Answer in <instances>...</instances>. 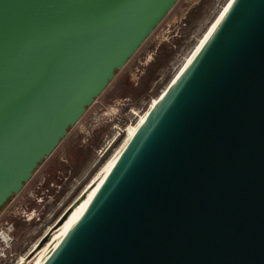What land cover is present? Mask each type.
Returning a JSON list of instances; mask_svg holds the SVG:
<instances>
[{
  "label": "water",
  "instance_id": "1",
  "mask_svg": "<svg viewBox=\"0 0 264 264\" xmlns=\"http://www.w3.org/2000/svg\"><path fill=\"white\" fill-rule=\"evenodd\" d=\"M177 1L0 0V210ZM77 200L24 264H264V0H230Z\"/></svg>",
  "mask_w": 264,
  "mask_h": 264
},
{
  "label": "rangeland",
  "instance_id": "2",
  "mask_svg": "<svg viewBox=\"0 0 264 264\" xmlns=\"http://www.w3.org/2000/svg\"><path fill=\"white\" fill-rule=\"evenodd\" d=\"M229 0H178L104 91L70 128L33 178L52 173L60 188L62 212L81 194L110 155L174 78ZM126 121L125 123H122ZM115 138L107 157L95 154ZM51 226V225H50Z\"/></svg>",
  "mask_w": 264,
  "mask_h": 264
},
{
  "label": "flooded vegetation",
  "instance_id": "3",
  "mask_svg": "<svg viewBox=\"0 0 264 264\" xmlns=\"http://www.w3.org/2000/svg\"><path fill=\"white\" fill-rule=\"evenodd\" d=\"M52 173L36 179L32 176L0 210V264H14L27 257L46 233L58 228L61 186Z\"/></svg>",
  "mask_w": 264,
  "mask_h": 264
},
{
  "label": "bare ground",
  "instance_id": "4",
  "mask_svg": "<svg viewBox=\"0 0 264 264\" xmlns=\"http://www.w3.org/2000/svg\"><path fill=\"white\" fill-rule=\"evenodd\" d=\"M230 0L229 2L225 5V7L222 9L221 13L219 14V16H217V18L214 20V22L210 25V27L208 28V30L206 31V33L202 36L201 40L198 42V44L196 45L195 49L191 52V54L189 55V57L186 59V61L184 62V64L182 65V67L178 70L177 73H179L188 63L189 59L198 51V49L201 47V45L204 43V41L207 39L208 35L212 32V30L214 29V27L216 26V24L218 23V21L221 19V17L223 16V14L225 13V11L227 10L228 6H229ZM176 76V75H175ZM174 76V77H175ZM173 79V78H172ZM171 82V81H170ZM169 82V83H170ZM168 83V84H169ZM167 87V86H166ZM165 90V89H164ZM159 97V96H158ZM158 97H155L151 100V104L150 107L148 108V110L144 113V115L140 118V120L135 124V125H131L129 127L126 128L125 131V138L123 140V142L121 143V146L119 148H117L111 155L110 157L106 160V162L103 164V166L101 167V169L99 170V172L96 174V176H94L91 181L85 186V188L83 189V191L81 192V194L77 197V203L80 200V198L86 193V191L89 189V187L91 186L92 183H95L96 180L102 176V174L104 173V171L110 167L116 160L117 158L120 156V154L122 153V151L124 150V148L126 147V145L129 143V141L131 140V138L134 136V134L136 133L137 129L139 128V126L141 125V123L143 122V120L147 117V115L150 113V110L152 108V106L156 103ZM76 201V200H75ZM76 203V204H77ZM53 227V226H52ZM51 228V227H50ZM50 230V229H49ZM46 233V232H45ZM43 237V236H42ZM40 241V240H39ZM38 241V242H39ZM32 249H36V244L32 247ZM29 253V252H28ZM25 255V254H24ZM20 263L24 264L27 260H26V256L25 257H21L20 258Z\"/></svg>",
  "mask_w": 264,
  "mask_h": 264
},
{
  "label": "built area",
  "instance_id": "5",
  "mask_svg": "<svg viewBox=\"0 0 264 264\" xmlns=\"http://www.w3.org/2000/svg\"><path fill=\"white\" fill-rule=\"evenodd\" d=\"M126 121H123L122 123H125ZM115 138L107 141L106 143H104L103 146H101L100 149L97 150L96 154H95V163H99L101 162L108 154L109 152L112 150V146L114 144ZM74 203V202H73ZM72 203V204H73ZM71 204V205H72ZM69 205L68 207H66L60 214V216L58 217V219L56 220V222L59 221V219L61 218V216L65 213V211L71 206ZM61 207V205H60ZM49 231V230H48ZM47 231V232H48ZM20 258L18 259V261H16L14 264H21L20 263Z\"/></svg>",
  "mask_w": 264,
  "mask_h": 264
},
{
  "label": "trees",
  "instance_id": "6",
  "mask_svg": "<svg viewBox=\"0 0 264 264\" xmlns=\"http://www.w3.org/2000/svg\"><path fill=\"white\" fill-rule=\"evenodd\" d=\"M106 157H107V156H106ZM106 157H105V158H106ZM105 158H104V159H105ZM104 159H103V160H104Z\"/></svg>",
  "mask_w": 264,
  "mask_h": 264
}]
</instances>
